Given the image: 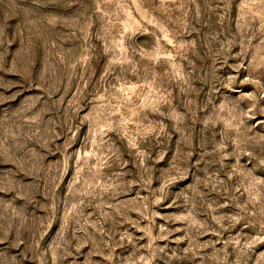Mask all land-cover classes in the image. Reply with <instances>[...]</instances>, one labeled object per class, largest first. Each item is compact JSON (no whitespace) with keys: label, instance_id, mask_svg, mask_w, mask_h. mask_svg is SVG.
Listing matches in <instances>:
<instances>
[{"label":"rangeland","instance_id":"1","mask_svg":"<svg viewBox=\"0 0 264 264\" xmlns=\"http://www.w3.org/2000/svg\"><path fill=\"white\" fill-rule=\"evenodd\" d=\"M0 264H264V0H0Z\"/></svg>","mask_w":264,"mask_h":264}]
</instances>
